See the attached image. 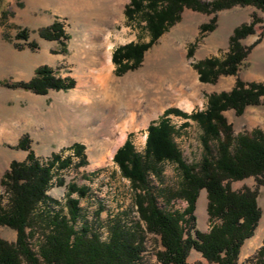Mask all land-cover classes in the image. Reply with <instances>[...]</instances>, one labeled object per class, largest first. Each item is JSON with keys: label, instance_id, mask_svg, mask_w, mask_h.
Here are the masks:
<instances>
[{"label": "rangeland", "instance_id": "obj_1", "mask_svg": "<svg viewBox=\"0 0 264 264\" xmlns=\"http://www.w3.org/2000/svg\"><path fill=\"white\" fill-rule=\"evenodd\" d=\"M5 2V14L0 16V181L14 161H26L30 152L45 165L55 155L71 157L72 165L56 172L47 192L59 205L46 206L66 214L69 185L87 188L86 197L79 203L78 228L88 222L103 240L108 237V221L115 215L126 212L131 221L139 220L131 183L114 162V156L128 138L143 153L148 127L160 121L166 110L175 108L191 115L206 109L210 95L231 91L238 79L264 83V13L253 6H237L216 15L184 10L181 20L143 53L141 63L119 76L112 61L113 53L131 43L150 42V35L143 28L145 23L127 20L126 9L131 0ZM214 18L215 30L202 34V26ZM253 21H256L254 34L241 42L251 49L237 75L221 76L214 84L202 83L195 66L210 58L226 59L234 31ZM54 22L61 24L67 38L56 41L41 37V31ZM23 30L28 32L27 41L18 38ZM132 63L131 60L129 65ZM40 68L52 71L56 79L74 80V88L50 90L43 95L19 87L31 82ZM224 116L235 136L256 129L264 132V98L259 105L246 108L242 115L230 109ZM168 118L177 128L186 122L190 124L175 136V142L188 164L199 163L203 154L200 127L191 119L175 115ZM24 139H27L25 147L20 148ZM75 144L84 146L86 165H80V158L74 156ZM149 181L158 192L162 187L177 188L181 176L176 165L166 163L162 177L151 175ZM256 185L251 177L233 182L231 189H255ZM5 192L0 185V195L7 204ZM72 197L77 199L79 195L75 193ZM258 202L262 218L255 235L242 247L240 264H254L248 260L264 244V186ZM158 203L164 210L170 209L161 199ZM207 205V192L201 190L195 214L196 227L203 233L210 229ZM186 207L181 200L171 206L181 211ZM0 237L14 243L17 234L1 226ZM41 238L42 229H38L31 245L35 248ZM145 245L141 264H159V237L148 234ZM187 261L208 264L196 250L190 252Z\"/></svg>", "mask_w": 264, "mask_h": 264}, {"label": "trees", "instance_id": "obj_2", "mask_svg": "<svg viewBox=\"0 0 264 264\" xmlns=\"http://www.w3.org/2000/svg\"><path fill=\"white\" fill-rule=\"evenodd\" d=\"M5 3L0 0V16L5 14ZM237 6H253L264 13V0H131L126 9L127 20H137L139 25L145 23L143 28L150 35V42L118 48L112 57L117 75L135 69L143 53L181 20L184 10L216 15ZM215 23L214 18L203 25L201 33L214 31ZM255 24L253 21L234 31L226 59L210 58L195 66L202 83L214 84L221 76L237 75L251 49L241 42L254 34ZM41 37L56 41L67 38L59 22L43 29ZM18 38L27 41L28 32L23 30ZM189 54L192 56V51ZM131 60L134 63L129 65ZM74 86V80L56 79L46 68L38 69L31 82L19 85L43 95L50 90L68 91ZM262 98L264 83L238 79L231 91L210 95L205 110L191 115L175 108L166 110L160 121L148 127L143 153L138 152L128 138L114 156V162L131 183L139 220L131 221L126 212L115 215L108 221L105 240L88 222L78 228L79 203L86 197L87 188L69 185L66 214L51 211L46 206L59 205L47 192L56 172L72 165L71 157L55 155L45 165L30 152L26 161H14L0 181L8 195L7 204L0 195V227L14 230L17 239L10 243L0 237V264H141L148 234L160 239L159 264H188L192 250L199 252L208 264H240L242 247L255 235L262 218L258 199L264 186V132L256 129L235 136L224 113L233 109L237 115H242L249 106L259 105ZM170 115L191 119L200 127L203 154L199 163L188 164L175 142V136L190 124L186 122L177 128L168 118ZM26 141L22 140L19 147L24 148ZM72 150L74 156L80 158V165H86L84 146L75 144ZM166 163L177 166L181 182L177 188L162 187L155 192L149 178L151 175L161 178ZM251 177L257 182L255 189H231L233 182ZM201 190H206L208 197L210 229L207 233L196 227L195 212ZM75 193L79 198L72 197ZM159 199L170 209L161 208ZM179 200L187 204L183 211L171 208ZM41 205L43 209H39ZM38 229H42V240L34 248L30 241ZM248 261L264 264V244Z\"/></svg>", "mask_w": 264, "mask_h": 264}, {"label": "bare ground", "instance_id": "obj_3", "mask_svg": "<svg viewBox=\"0 0 264 264\" xmlns=\"http://www.w3.org/2000/svg\"><path fill=\"white\" fill-rule=\"evenodd\" d=\"M110 63H111V60H110ZM109 69V68H108ZM107 69V70H108ZM103 73H105L106 74V71H103ZM109 75L107 74V77H108ZM131 115L133 116V114L131 113Z\"/></svg>", "mask_w": 264, "mask_h": 264}]
</instances>
